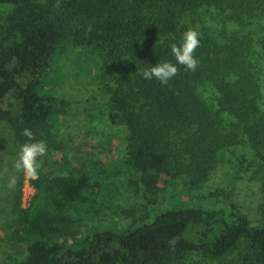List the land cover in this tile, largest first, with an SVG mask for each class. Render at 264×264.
<instances>
[{"label":"trees","instance_id":"16d2710c","mask_svg":"<svg viewBox=\"0 0 264 264\" xmlns=\"http://www.w3.org/2000/svg\"><path fill=\"white\" fill-rule=\"evenodd\" d=\"M0 4L15 6L6 27L0 26V121L18 144L26 142L22 132L28 128L36 140L59 147L54 127L69 103L46 85L45 74L62 51L77 48L98 58L99 91L106 97L103 116L125 131V159L133 178L128 187L139 188L145 201L151 202L163 178L184 179L188 191L201 187L223 155L239 146L250 148L264 165V96L256 67L264 60V31L257 40L249 31H226L228 25L261 24L264 0ZM208 13L221 24L218 34L204 26L201 16ZM189 28L200 34L197 69L177 64L179 72L167 85L142 78V68L176 63L169 45L179 44ZM205 84L217 93L214 106L199 94ZM90 102L94 105L95 98ZM236 159L232 189L245 162L243 154ZM94 175L40 173L32 180L35 194L26 207L19 177L14 237L25 246V255L17 264H189L193 256L216 264H264V226L251 224L231 192L226 211L180 203L150 224L99 229L92 223L103 219L105 210L113 211L99 195L103 180ZM195 229H200L195 238L189 237ZM173 239L174 247L169 245Z\"/></svg>","mask_w":264,"mask_h":264},{"label":"rangeland","instance_id":"374dc122","mask_svg":"<svg viewBox=\"0 0 264 264\" xmlns=\"http://www.w3.org/2000/svg\"><path fill=\"white\" fill-rule=\"evenodd\" d=\"M14 8L11 4H0L1 27H6L7 18ZM201 17L206 22L204 26H210L215 34L220 32L221 24L213 20L211 14ZM262 26L264 20L261 24L255 21L241 28L228 25L226 31H249L257 40L263 34ZM256 67L260 72L261 96H264V60ZM98 68L99 62L95 55L82 49L68 48L56 57L52 70L46 72V85L69 104L59 126L54 127L59 147L53 148L47 144L48 152L45 157L40 158L42 163L39 169L40 173L48 176L83 171L94 173V176L97 175L96 179L103 180L104 186L100 188L99 195L106 200L105 203L111 205L113 213L105 210L103 219L92 223L93 226L99 229H134L141 223H152L158 214L166 209L177 208L180 203L206 209L222 208L226 211V195L229 192L233 202L247 215L251 224L264 226V165L247 146H239L226 152L215 173L195 190L188 191L184 179L168 178L161 179L159 190L151 198V202L142 199L139 188L131 190L128 180L133 178L128 173L125 159V131L110 125L103 116L102 107L106 97L99 91ZM198 91L208 105L214 106L217 93L213 86L205 84ZM92 97L96 100L94 105L92 102L87 103ZM261 108L264 111V98L261 100ZM19 146L12 130L0 121V264H17L25 255V246L16 242L14 237L16 226L13 196L18 182L14 190L6 187L8 174L14 171L12 165ZM235 154L236 157L243 154L245 162L232 189L231 177L238 169ZM5 168L8 173L4 172ZM20 176L21 205L26 207L35 194V188L32 180ZM199 231L200 229L190 231L189 237L195 238ZM216 263L194 256L189 259V264Z\"/></svg>","mask_w":264,"mask_h":264},{"label":"clouds","instance_id":"9594fccd","mask_svg":"<svg viewBox=\"0 0 264 264\" xmlns=\"http://www.w3.org/2000/svg\"><path fill=\"white\" fill-rule=\"evenodd\" d=\"M200 46V34L194 29H187L182 33L179 44L172 43L169 45L171 54L176 63L170 61H162L156 63L154 66L142 68L139 75L146 80L155 79L162 85L174 78L179 69L177 64L184 66L188 71H195L199 66V60L195 56L196 49ZM22 135L27 138L26 142L19 146L16 158L13 162L14 171L8 174L6 187L8 190L16 188L20 175L27 177L30 180H36L39 177V169L41 167V159L45 157L48 152V146L44 140H36L33 132L25 128ZM8 173V169H4ZM176 241L169 240V245H175Z\"/></svg>","mask_w":264,"mask_h":264},{"label":"built area","instance_id":"2783aa9c","mask_svg":"<svg viewBox=\"0 0 264 264\" xmlns=\"http://www.w3.org/2000/svg\"><path fill=\"white\" fill-rule=\"evenodd\" d=\"M27 206H28V204H27Z\"/></svg>","mask_w":264,"mask_h":264}]
</instances>
